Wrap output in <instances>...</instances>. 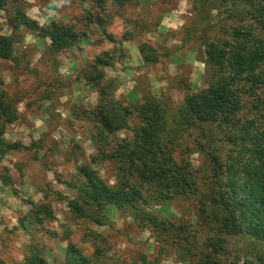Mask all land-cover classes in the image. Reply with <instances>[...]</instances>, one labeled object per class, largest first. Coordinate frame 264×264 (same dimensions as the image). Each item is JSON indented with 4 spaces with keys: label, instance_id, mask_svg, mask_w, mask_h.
Listing matches in <instances>:
<instances>
[{
    "label": "clouds",
    "instance_id": "clouds-1",
    "mask_svg": "<svg viewBox=\"0 0 264 264\" xmlns=\"http://www.w3.org/2000/svg\"><path fill=\"white\" fill-rule=\"evenodd\" d=\"M0 264H264V0H0Z\"/></svg>",
    "mask_w": 264,
    "mask_h": 264
},
{
    "label": "trees",
    "instance_id": "trees-1",
    "mask_svg": "<svg viewBox=\"0 0 264 264\" xmlns=\"http://www.w3.org/2000/svg\"><path fill=\"white\" fill-rule=\"evenodd\" d=\"M65 37H67V39ZM76 39H77V37L75 35H70L68 33L53 34V46L54 47H62L64 45L69 44L71 41H75ZM240 191L244 192L246 194L245 199L249 204V210H254L253 204H254V201L256 199V193L252 189L244 188V187H241ZM95 195L97 198L107 196L109 199H118V198L128 199V197L126 195L123 197H120L119 194H109L106 192V190H103L102 188L97 189Z\"/></svg>",
    "mask_w": 264,
    "mask_h": 264
}]
</instances>
